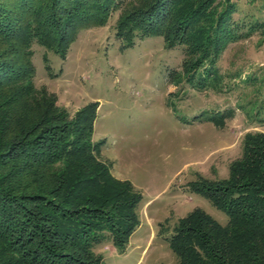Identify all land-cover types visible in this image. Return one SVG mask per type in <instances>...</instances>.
Returning <instances> with one entry per match:
<instances>
[{
    "label": "trees",
    "instance_id": "trees-1",
    "mask_svg": "<svg viewBox=\"0 0 264 264\" xmlns=\"http://www.w3.org/2000/svg\"><path fill=\"white\" fill-rule=\"evenodd\" d=\"M236 8L233 0H0V264H106L95 246L111 240L124 253L140 225L142 194L98 159L99 103L73 115L38 88L33 42L65 57L79 31L121 10L116 33L127 45L163 35L184 47L188 69L213 67L230 41L264 27H245ZM190 188L228 222L201 208L180 218L168 237L179 264H264V132L246 135L227 178Z\"/></svg>",
    "mask_w": 264,
    "mask_h": 264
},
{
    "label": "rangeland",
    "instance_id": "rangeland-1",
    "mask_svg": "<svg viewBox=\"0 0 264 264\" xmlns=\"http://www.w3.org/2000/svg\"><path fill=\"white\" fill-rule=\"evenodd\" d=\"M245 27L264 24V0H233ZM121 10L103 26L77 33L65 57L33 42L38 88L71 114L98 102L99 161L143 198L140 225L124 253L111 240L95 246L106 264H179L168 242L178 220L201 208L225 225L227 214L190 183L217 182L243 154L247 134L264 132V27L230 41L213 67L188 69L181 45L163 35L117 36ZM219 113L222 122L209 118Z\"/></svg>",
    "mask_w": 264,
    "mask_h": 264
}]
</instances>
